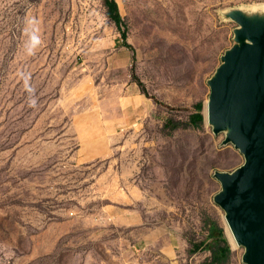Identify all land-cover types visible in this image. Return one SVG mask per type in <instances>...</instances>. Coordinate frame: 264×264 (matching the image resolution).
Instances as JSON below:
<instances>
[{
  "label": "rangeland",
  "instance_id": "rangeland-1",
  "mask_svg": "<svg viewBox=\"0 0 264 264\" xmlns=\"http://www.w3.org/2000/svg\"><path fill=\"white\" fill-rule=\"evenodd\" d=\"M259 45L264 0H0V264H250L206 109Z\"/></svg>",
  "mask_w": 264,
  "mask_h": 264
},
{
  "label": "water",
  "instance_id": "water-1",
  "mask_svg": "<svg viewBox=\"0 0 264 264\" xmlns=\"http://www.w3.org/2000/svg\"><path fill=\"white\" fill-rule=\"evenodd\" d=\"M237 65L227 70L213 94L218 109L209 107L213 120H228L248 162L228 181L222 203L238 242L247 246L246 260L264 264V45L242 50Z\"/></svg>",
  "mask_w": 264,
  "mask_h": 264
},
{
  "label": "bare ground",
  "instance_id": "bare-ground-1",
  "mask_svg": "<svg viewBox=\"0 0 264 264\" xmlns=\"http://www.w3.org/2000/svg\"><path fill=\"white\" fill-rule=\"evenodd\" d=\"M206 113L209 114V107H207V109H206ZM229 225H230V223H229ZM229 227H230V231H231V233H232V236L238 241V239H237V237H236L234 231H233L232 228H231V225H230Z\"/></svg>",
  "mask_w": 264,
  "mask_h": 264
},
{
  "label": "trees",
  "instance_id": "trees-1",
  "mask_svg": "<svg viewBox=\"0 0 264 264\" xmlns=\"http://www.w3.org/2000/svg\"><path fill=\"white\" fill-rule=\"evenodd\" d=\"M113 7L115 8L114 10H115L116 15H117L118 13H117V9H116V4L114 2H113ZM116 18H117V21H119V16L118 15L116 16ZM123 39H125L124 35H123Z\"/></svg>",
  "mask_w": 264,
  "mask_h": 264
}]
</instances>
